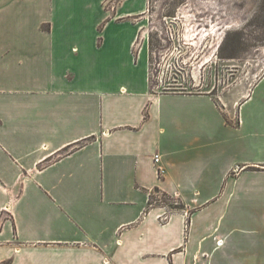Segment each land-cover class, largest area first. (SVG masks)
Segmentation results:
<instances>
[{
	"label": "crops",
	"instance_id": "1",
	"mask_svg": "<svg viewBox=\"0 0 264 264\" xmlns=\"http://www.w3.org/2000/svg\"><path fill=\"white\" fill-rule=\"evenodd\" d=\"M103 1L0 0V264H264V73L153 93Z\"/></svg>",
	"mask_w": 264,
	"mask_h": 264
},
{
	"label": "rangeland",
	"instance_id": "2",
	"mask_svg": "<svg viewBox=\"0 0 264 264\" xmlns=\"http://www.w3.org/2000/svg\"><path fill=\"white\" fill-rule=\"evenodd\" d=\"M121 1L101 6L115 17ZM134 8L132 54L146 63L151 92L208 93L234 110L264 73V0H135ZM153 193L169 211L176 198Z\"/></svg>",
	"mask_w": 264,
	"mask_h": 264
},
{
	"label": "built area",
	"instance_id": "3",
	"mask_svg": "<svg viewBox=\"0 0 264 264\" xmlns=\"http://www.w3.org/2000/svg\"><path fill=\"white\" fill-rule=\"evenodd\" d=\"M154 162L155 163L158 162V155H154ZM163 173H164L163 169L157 168L156 175H157L158 178H160L163 175ZM152 193H153V191H150L148 193V195H149V201H151V202L153 201V200H151ZM163 209H164V211H163L164 213H162L161 215H158L157 218L159 219V222H163L164 223L166 221V219L168 218V216H170V211L165 210V207Z\"/></svg>",
	"mask_w": 264,
	"mask_h": 264
},
{
	"label": "trees",
	"instance_id": "4",
	"mask_svg": "<svg viewBox=\"0 0 264 264\" xmlns=\"http://www.w3.org/2000/svg\"><path fill=\"white\" fill-rule=\"evenodd\" d=\"M155 191H158V190L155 189Z\"/></svg>",
	"mask_w": 264,
	"mask_h": 264
}]
</instances>
